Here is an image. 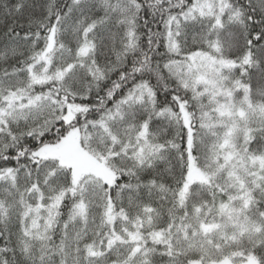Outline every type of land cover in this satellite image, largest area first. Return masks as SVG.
Listing matches in <instances>:
<instances>
[{
    "label": "snow or ice",
    "instance_id": "6c2138e0",
    "mask_svg": "<svg viewBox=\"0 0 264 264\" xmlns=\"http://www.w3.org/2000/svg\"><path fill=\"white\" fill-rule=\"evenodd\" d=\"M0 264H264V0H0Z\"/></svg>",
    "mask_w": 264,
    "mask_h": 264
}]
</instances>
